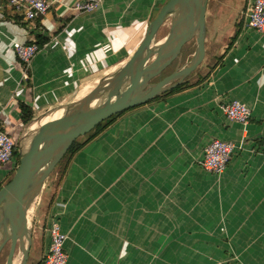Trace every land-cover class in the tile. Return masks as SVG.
I'll use <instances>...</instances> for the list:
<instances>
[{"label": "crops", "instance_id": "obj_1", "mask_svg": "<svg viewBox=\"0 0 264 264\" xmlns=\"http://www.w3.org/2000/svg\"><path fill=\"white\" fill-rule=\"evenodd\" d=\"M76 1L49 0L25 21L0 0L2 130L24 126L21 104L32 121L63 115L126 64L168 0H100L92 13ZM248 1L208 0L212 62L198 84L126 110L45 181L27 211L26 264L41 263L53 218L67 264H264V38L247 26ZM13 43L39 48L28 85ZM225 101L244 104L248 123L226 118ZM213 139L240 144L220 175L198 166ZM12 171L0 167V187Z\"/></svg>", "mask_w": 264, "mask_h": 264}, {"label": "water", "instance_id": "obj_2", "mask_svg": "<svg viewBox=\"0 0 264 264\" xmlns=\"http://www.w3.org/2000/svg\"><path fill=\"white\" fill-rule=\"evenodd\" d=\"M207 4L208 0H168L120 70L100 80L87 95L69 105L61 117L43 121L23 137L20 146L16 144L18 165L10 180L0 188V255L7 248L4 264H14L17 252L21 254L18 264L27 263L31 246L27 211L74 141L110 117L178 87L202 63ZM168 19L167 35L159 44H153ZM192 40L196 45L190 61L151 83L180 58L182 49ZM95 101L100 102L92 107ZM26 139L29 144L24 150Z\"/></svg>", "mask_w": 264, "mask_h": 264}, {"label": "built area", "instance_id": "obj_3", "mask_svg": "<svg viewBox=\"0 0 264 264\" xmlns=\"http://www.w3.org/2000/svg\"><path fill=\"white\" fill-rule=\"evenodd\" d=\"M50 4L49 0H8L9 7L25 21H33L46 14ZM99 5L100 0H78L73 10L78 13H92ZM244 18L247 26L264 38V0H249L244 10ZM12 47L24 71L23 78L27 80L29 66L39 48L35 43H13ZM221 110L230 121L242 125L247 124L251 116L250 110L237 101L223 102ZM15 147L12 133L0 128V167L10 165L13 171L16 169L18 163L14 156ZM239 148L240 144L235 142L213 139L203 148L198 166L204 172L220 175L229 164L234 151ZM260 152L264 155V139ZM65 240L66 236L62 233L58 220L51 219L48 226L47 250L40 264H67L68 256L63 248Z\"/></svg>", "mask_w": 264, "mask_h": 264}, {"label": "rangeland", "instance_id": "obj_4", "mask_svg": "<svg viewBox=\"0 0 264 264\" xmlns=\"http://www.w3.org/2000/svg\"><path fill=\"white\" fill-rule=\"evenodd\" d=\"M236 6H238V0H233V8ZM241 11H242V9H241ZM169 26H170V19H168L163 24V26L159 29L156 37L154 38L153 44L156 45V44H159L160 42H162V40L164 39V37L168 33ZM195 45H196L195 40H192L190 43H188L187 47L183 51V56L181 57V59L179 58L178 60H176L168 69H166V71L163 73V75L173 71L176 68H181V67L185 66L190 61V59L193 55ZM211 62H212V51H211L210 44L208 43V46H207L206 51H205L204 59H203L202 63L198 66V68L192 73L188 83H192L195 80L203 77L205 72L208 69V66L211 64ZM52 114L53 113L51 111L47 112V113L43 114L42 116L35 118L31 123L38 122L41 120L42 121H48L51 119ZM28 128H29V124L27 126L20 127L17 132L14 131L12 133V135L15 138V142H16L17 146H20L21 142L23 141V137L26 134H28ZM53 178H55V177H53ZM53 181H54V179H53ZM6 252H7V248H5L0 255V264L5 263ZM20 259H21V254L17 252L16 255L14 256V259H13L14 264H18Z\"/></svg>", "mask_w": 264, "mask_h": 264}, {"label": "trees", "instance_id": "obj_5", "mask_svg": "<svg viewBox=\"0 0 264 264\" xmlns=\"http://www.w3.org/2000/svg\"><path fill=\"white\" fill-rule=\"evenodd\" d=\"M186 47H187V45L184 47V50H185ZM201 79L202 78H199L196 81V83H194V85L195 84H198L199 83V80H201ZM26 83H27L26 85H28V83H29V77L26 80ZM192 85L193 84H191V83H185V84L180 85V86H178V87H176V88H174V89H172V90H170V91H168V92H166V93H164L162 95L157 96L152 101L159 100V99L164 98L166 96L172 95V94L180 91L181 89L186 88V87H189V86H192ZM152 101H150V102H152ZM125 111H123V112H121V113H119L117 115H114V116L110 117L109 119H107L104 122H102L99 125H97L88 134H86V135L78 138L77 140H75L74 143L69 148V150L63 156V158L56 165V167L54 168V170L52 171V173L48 176V178L55 177L54 184L56 185L58 183V181L61 179L62 174H63L65 168L67 167V165H68L70 159L72 158V156L77 151H79L85 144H87L89 141H91L93 138H95L97 135H99L101 132H103L107 127H109ZM20 113H21L20 120H21L22 125L25 126V125L29 124L32 121L33 112H32V110H31L30 107H28V106H26L24 104H21L20 105ZM14 156H15L16 162L18 163V156H17L16 147L14 148ZM13 172L14 171H12L11 173L13 174ZM12 174H11V176H12ZM11 176H10V178H11ZM10 178L7 181H9Z\"/></svg>", "mask_w": 264, "mask_h": 264}, {"label": "bare ground", "instance_id": "obj_6", "mask_svg": "<svg viewBox=\"0 0 264 264\" xmlns=\"http://www.w3.org/2000/svg\"><path fill=\"white\" fill-rule=\"evenodd\" d=\"M99 102H100V101H95V102H93L92 107L97 106V104H99ZM60 114H61V112H57V113L52 114L50 120H53V119H56V118L61 117L62 114H61V115H60ZM50 120H48V121H50ZM45 122H47V121H45ZM41 123H43L42 120H41V121H38V122L30 123V124H29V128H28V132H31V131L36 130V128H38V125H40ZM28 144H29V139H26V140L24 141V143H23V149H24V150L27 149Z\"/></svg>", "mask_w": 264, "mask_h": 264}, {"label": "flooded vegetation", "instance_id": "obj_7", "mask_svg": "<svg viewBox=\"0 0 264 264\" xmlns=\"http://www.w3.org/2000/svg\"><path fill=\"white\" fill-rule=\"evenodd\" d=\"M183 51H184V48H183L182 51H181L180 59H181V57L183 56ZM174 70H175V69H174ZM174 70H173V71H174ZM173 71H171V72H169V73L163 75V73L165 72V71H164L160 76H158V77H156L155 79H153V80L151 81V83H154V82H158V81H160L162 78H164L165 76L171 74ZM191 75H192V74H191ZM191 75H190L189 77H187V78L182 82L181 85H183V84H185V83H188V82H189V79H190V77H191ZM175 82H176V81H175ZM175 82H173V83H175ZM179 86H180V85H179ZM6 255H7V252H6ZM5 259H6V258H5Z\"/></svg>", "mask_w": 264, "mask_h": 264}]
</instances>
